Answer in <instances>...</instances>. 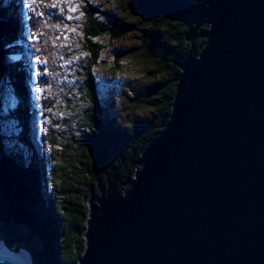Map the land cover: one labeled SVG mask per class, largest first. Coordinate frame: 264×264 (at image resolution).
<instances>
[{
  "label": "water",
  "instance_id": "1",
  "mask_svg": "<svg viewBox=\"0 0 264 264\" xmlns=\"http://www.w3.org/2000/svg\"><path fill=\"white\" fill-rule=\"evenodd\" d=\"M154 3L189 42L207 22L210 43L178 65L171 119L126 190L111 184L92 203L77 264H264V0ZM5 25L0 15V92L10 94Z\"/></svg>",
  "mask_w": 264,
  "mask_h": 264
},
{
  "label": "trees",
  "instance_id": "2",
  "mask_svg": "<svg viewBox=\"0 0 264 264\" xmlns=\"http://www.w3.org/2000/svg\"><path fill=\"white\" fill-rule=\"evenodd\" d=\"M84 1L87 4L82 29L85 36L77 45L85 46L92 57L83 67L85 81L80 86L85 107L81 109L75 105V100L69 99L65 110L85 136H75L74 124L59 117L54 120L53 116L52 122L44 126L41 153L34 148L29 136L30 112L24 83L26 65L21 60L8 62L10 94L0 100V231L3 234L0 240H8L12 247L29 248L26 241L32 240L33 245L37 240L40 247L33 245L34 249H30L38 264L79 262L86 249L88 198L101 194L100 184L103 188L113 184L120 191L126 190L127 183L142 168L147 148L171 119L177 77L181 71L178 65L201 56L210 43L206 37L208 26L200 30L193 43L189 42L185 37L188 28L158 16L153 11L154 0H131L130 7L141 17L140 22L131 23L112 9L104 11L101 1L100 5H95L94 0ZM186 1L194 8L204 0ZM17 10L18 0H0L9 54H14L12 43L18 40ZM38 25L37 20L33 29L40 35L44 33V27L38 28ZM131 34H140L142 44L120 52V55L115 54L110 69L119 73L126 59L131 61L136 53H140L143 62L150 67L147 76L151 84L139 94L143 98L142 106L127 103L128 108L114 113L109 103L115 99V94L109 85L100 84L95 70L103 63L104 53ZM39 49L43 51V47L39 46ZM62 50L69 51L71 56L63 54ZM73 51L72 47H64L60 49V56L69 59ZM51 53L44 50L47 56ZM123 53L129 57H124ZM75 76L76 63L72 79ZM44 103L45 113L52 118L49 109L54 107V102L47 98ZM144 106L149 111L145 117L132 115ZM124 115L130 118L126 124L121 120ZM55 127L64 129L63 132L69 130L71 136L56 134ZM6 134L10 136V151L6 147ZM99 173L106 174L104 179L98 176ZM83 185L87 187L86 191L82 189ZM6 205L14 209L11 215ZM15 228L25 234L18 243L9 239Z\"/></svg>",
  "mask_w": 264,
  "mask_h": 264
},
{
  "label": "rangeland",
  "instance_id": "3",
  "mask_svg": "<svg viewBox=\"0 0 264 264\" xmlns=\"http://www.w3.org/2000/svg\"><path fill=\"white\" fill-rule=\"evenodd\" d=\"M99 1H101V3L104 4V6H103L104 11H111V9H112L114 13L124 17L125 21H127L128 23L141 21V17L138 14V11L133 10V8H131L129 5V3H131V0H94V4L100 5ZM43 10H44V8H43ZM205 26H208V31H209V25H207V23H206V25L203 24L201 29L204 28ZM25 41H26L28 47H30L29 42L26 40V38H25ZM142 42H143V38L141 37L140 34H136V35L131 34V35L126 36V38L124 40L119 41L114 47H112L109 51H106L104 53L103 63L101 65H99L97 67V69L95 70V75L98 77L100 84L109 85L115 94V99L109 103L110 109L114 113L119 112L120 109L122 110L124 108H128L127 103L130 105L141 104L143 98L139 94L145 91V87L147 85L151 84L150 78L147 76V71L150 70V67H148L143 62L144 58H141L140 53L138 55L136 53L134 55V57L131 58V61L129 59H126L125 63H122L124 68L119 73L112 72L110 69V65L112 64V61L116 58L115 54L120 55V52L129 51L130 48L137 47L138 46L137 44H139V43L142 44ZM29 52H30V50H29ZM17 53H18V51L17 52L14 51V55H17ZM21 54L23 55V53H21ZM123 54L125 55L124 57H129L128 54H126V53H123ZM34 67L35 66L33 65V63H31L32 72L35 71ZM52 67L56 68L57 72L55 74L50 75V76H52L51 77L52 85H50V87H48V90L45 91V99L49 98L51 102H54V107L49 109V113L52 115V118L48 117V120L46 121V114H44V117H43L44 118V120H43L44 126L48 125L50 122H52L53 116H54V120H55L56 117H58L59 113H61V112L69 114L65 110V108L68 107L69 102H68L67 98H65L63 96V91L57 85V79H58V77H60V70L58 68V58H57V63L54 62L52 64ZM28 71L30 74L31 70L29 69ZM32 75H34V74L31 73V76ZM31 76H30V79H31ZM32 81H33V79L28 81V84L29 83L32 84ZM29 88H30V86H29ZM36 90H37L36 95H37L38 99L39 100L42 99V97H39V87ZM7 94H9L8 91L1 90L0 100H4L5 97L7 96ZM38 105L40 108H42V106H43L42 104H39V103H38ZM141 106H142V104H141ZM145 107L146 106H144V108L142 110H137V111L133 112L132 115H134L136 118L145 117L146 114L149 113V111ZM1 118H2V114L0 111V121H1ZM121 120L123 121V124H126L127 121L130 120V118L126 117V115H124V117H122ZM74 122H76V121H74ZM63 130L64 129L59 128V127L54 128V132L58 135L61 133L65 137L71 136V133H69V135H68L67 133L63 132ZM73 132H74L75 136H77V137L82 138L85 136V133L83 131H81V129L78 131H73ZM40 133H41V130L38 127V129L36 130V133H35L36 137H38V135ZM40 144H41V142H40ZM86 178L87 177H85V175H84V179H86ZM70 184L74 185V182L71 181ZM82 189L86 191L87 187L85 185H83ZM108 189L109 188L106 187V191H108ZM101 198H102V194L97 195L95 198L93 196H90L88 198V200H89L88 206L90 207V210L92 207V203L93 202L97 203L98 199H101ZM23 236H25V234L20 233V231L15 228L13 231H11V235L9 234V239L11 241H13L14 243H18V242H20V239ZM2 238H3V234L0 231V239H2ZM26 242L29 244L30 248L34 249V247L35 248L40 247V244L37 240H34V242H33L34 247L32 245V240L29 239ZM36 264H38V262H36Z\"/></svg>",
  "mask_w": 264,
  "mask_h": 264
},
{
  "label": "clouds",
  "instance_id": "4",
  "mask_svg": "<svg viewBox=\"0 0 264 264\" xmlns=\"http://www.w3.org/2000/svg\"><path fill=\"white\" fill-rule=\"evenodd\" d=\"M30 3V10L31 11V18L32 20H29V28H27L25 20H26V9L24 7V1L23 0H18V19H19V33H18V40L14 43L13 41V46L19 44V51L17 53V55H14V61L16 62L17 60H21L22 62L25 63L26 65V75L27 77L31 76V73H35V75L31 76L32 79H34L35 85L40 86V84H45V80L43 78V75L41 74V70L43 69V61L45 58H47L48 60H50V62L52 63H57V53H59V51L57 50V48H55L54 46L51 45L50 43V38H51V31L53 29V27L55 26V24L59 21H65L67 20V17L69 15H73L76 16L80 13H84V8L87 6L86 2L84 0H68V3H65L64 5V12L62 11V8L60 7V5H62L61 0H29ZM44 8V10H43ZM42 9V10H41ZM28 14V13H27ZM25 15V17H24ZM39 22L38 28L39 27H44V33L42 32L40 35H37V33H34V29H33V25L35 24V21ZM51 21V23H50ZM84 22H85V18H84ZM46 26H45V25ZM37 28V29H38ZM48 28V29H47ZM28 30H29V34H28ZM25 34H27L28 36H30L32 43L34 44L33 47L35 50V54H34V58L32 60L30 52H29V48L24 36ZM34 40H33V39ZM83 41V40H81ZM21 42H23L21 44ZM84 43V42H83ZM40 47H43V51H41V49H39ZM44 50L45 51H52V53L50 54V56H47L44 54ZM82 51L84 53H89L88 49H86L85 46H83ZM23 53V55L21 54ZM62 53L65 55H68L69 57L71 56V53L67 50H62ZM197 58V57H196ZM89 59L91 60V56L89 57ZM89 59H87L83 64L82 67L86 66L87 63L89 61ZM31 63H33L34 70L32 72L31 69ZM31 70L30 74L28 73V70ZM84 76V75H83ZM28 80H26V77L24 78V83L26 86V89L28 91V107H29V112H30V118H29V136H30V141L33 144L34 148L38 150L39 153H41V138L43 137L44 134V127H40L39 126V122H41L42 120V116L40 114V108H38L36 100L34 99V95L32 94V90L31 88L28 87ZM41 81V83H40ZM84 79L83 82L84 83ZM89 102V101H88ZM38 127L40 128V130L42 131V135L39 134L38 137H36V130L38 129ZM105 192H107L105 190ZM6 240V239H4ZM4 240H0V243H4ZM4 246L7 248V246L4 244ZM12 247V246H11ZM25 247V246H23ZM9 250V249H8ZM35 264H36V259H35Z\"/></svg>",
  "mask_w": 264,
  "mask_h": 264
},
{
  "label": "bare ground",
  "instance_id": "5",
  "mask_svg": "<svg viewBox=\"0 0 264 264\" xmlns=\"http://www.w3.org/2000/svg\"><path fill=\"white\" fill-rule=\"evenodd\" d=\"M61 3H62V5H60V7L62 8V11L64 12L65 11L64 10V6H65L64 4L68 3V0H61ZM25 15H26L25 23H26L27 28H29V19H27V12ZM84 16H85V14L83 12L76 15V16L69 15L67 17V20L63 21V27H64V30L66 32L64 33L63 39H61L60 49H62L64 47H72V48H74V51L72 52V57L69 59H65L61 56L60 57L63 59L58 58V68L60 70V77H58V79H57V85L63 91V96L65 98H67V100H69V99L75 100V105H77V107H80L81 109H83V107H85L82 104L83 103V101H82L83 94L80 90L81 83L83 82L82 64L87 59H89V57H90L89 53H84L82 51L83 45L82 46L77 45L81 40H83V38L85 36L84 31H82V29L84 27V18H85ZM56 24L51 31L50 43L52 46L54 44L53 30H56ZM28 34H29V30H28ZM25 38L29 42V45H30L29 50L31 52L30 55H31V58L33 59L34 54H35V50L33 47L32 40H31L30 36H28L27 34H25L24 39ZM22 43L23 42H21V44ZM13 48H14L15 52L19 51V44L13 46ZM75 63H76V76L74 77V79H72V74H73V69L75 67ZM52 64L53 63L50 62V60H48V59H47V62H45V72L50 73V75L55 74L57 72L56 68L52 67ZM27 74H29V71ZM34 75H35V73H34ZM28 79L30 81L32 78L30 79V77H26V80H28ZM35 82L36 81L33 79L32 84L29 83L28 87L30 86V88L32 90V94L34 95V99L36 100L37 106H38V108H40L38 103L43 105V102H42V99L39 100L37 95H36V92H37L36 89L39 86L35 85ZM40 114L42 116V120H41V122H39V126L44 127V125H43V120H44V118H43L44 117L43 106H42V108H40ZM58 117L62 121H68V122H71V124H74L73 131L80 130L76 126V123L73 121V117L71 115L61 112V113H59ZM64 128H65V126H64ZM65 133H67L69 135L70 132H69V130H65ZM87 133H88V131H87ZM40 134L42 135V133H40ZM0 258L8 259L12 262H15L16 264H35L33 258L27 252V250L22 249L21 251H18V253H15L14 250H12L11 248H6L4 246V243H2V242L0 243Z\"/></svg>",
  "mask_w": 264,
  "mask_h": 264
},
{
  "label": "built area",
  "instance_id": "6",
  "mask_svg": "<svg viewBox=\"0 0 264 264\" xmlns=\"http://www.w3.org/2000/svg\"><path fill=\"white\" fill-rule=\"evenodd\" d=\"M66 31L64 30V27H63V21H59L57 22L56 24V30H53V35H54V44L53 46L55 48H57V50L59 51V53H57V57L58 58H61L60 57V47H61V39H63L64 37V33ZM63 59V58H61ZM45 62H47V58L44 59L43 61V78L45 80V84H40L39 86V97H42V102H43V114H46L45 113V107H44V102H45V91L48 90V87H50L51 84V77L50 76V73H47L45 72ZM41 83V81H40ZM48 117L47 114H46V121L48 120Z\"/></svg>",
  "mask_w": 264,
  "mask_h": 264
},
{
  "label": "flooded vegetation",
  "instance_id": "7",
  "mask_svg": "<svg viewBox=\"0 0 264 264\" xmlns=\"http://www.w3.org/2000/svg\"><path fill=\"white\" fill-rule=\"evenodd\" d=\"M96 173H97V172H96ZM98 176L101 177V179H104V177L106 176V174H105V173H103V174L99 173ZM98 188H99V190H103V191L106 190V188H103L102 184H100V185L98 186ZM100 192H101V194H102V191H100ZM99 194H100V193H99Z\"/></svg>",
  "mask_w": 264,
  "mask_h": 264
}]
</instances>
